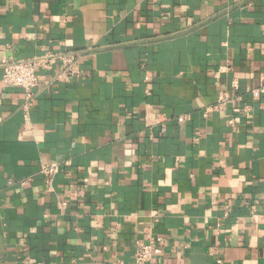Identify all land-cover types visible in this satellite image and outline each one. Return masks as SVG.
Returning <instances> with one entry per match:
<instances>
[{
    "label": "crops",
    "instance_id": "0c3cea01",
    "mask_svg": "<svg viewBox=\"0 0 264 264\" xmlns=\"http://www.w3.org/2000/svg\"><path fill=\"white\" fill-rule=\"evenodd\" d=\"M46 52L82 75L27 121L2 63ZM260 74L264 0H0V264H133L149 234V264H264Z\"/></svg>",
    "mask_w": 264,
    "mask_h": 264
},
{
    "label": "built area",
    "instance_id": "2783aa9c",
    "mask_svg": "<svg viewBox=\"0 0 264 264\" xmlns=\"http://www.w3.org/2000/svg\"><path fill=\"white\" fill-rule=\"evenodd\" d=\"M80 56L70 53H53L46 52L39 56L31 58L13 60L8 59L2 63L1 83L4 86L18 87L24 90L25 96L22 104L24 117L28 121L30 110L36 99L35 90L40 86L45 74L48 73L55 64H60V70L54 75L53 79L58 80L63 77H80L82 70L77 66ZM237 88V84H233ZM252 98L256 99L264 95V74H260L257 84L250 90ZM235 94L230 95L224 93L218 98L214 108L223 109L227 103L233 101ZM249 110V106L245 107V112ZM180 120L185 117H180ZM229 124L234 125L235 119L231 117ZM61 165L59 162L44 163L40 166L39 172L45 178V185L48 190L53 189V181L59 173ZM29 179L21 181V185L25 186ZM261 219L264 221V211L261 213ZM162 241L160 236L147 235L144 239L139 240L136 244L133 254V264H149L157 260L162 253Z\"/></svg>",
    "mask_w": 264,
    "mask_h": 264
}]
</instances>
